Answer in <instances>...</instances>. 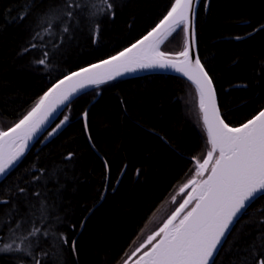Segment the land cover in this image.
<instances>
[{"label": "trees", "instance_id": "obj_1", "mask_svg": "<svg viewBox=\"0 0 264 264\" xmlns=\"http://www.w3.org/2000/svg\"><path fill=\"white\" fill-rule=\"evenodd\" d=\"M59 2L43 0L45 6ZM172 2L111 0L114 17H100L99 39L93 44V24L87 15H81L71 40L58 29L33 40L42 29L35 12L19 19L28 10L26 0H0L1 131L18 123L68 72L116 55L141 39ZM87 3L99 5L100 0ZM262 23L264 0H199L195 8V52L213 80L218 106L230 126H239L264 108V30L249 35ZM32 43L38 47L23 52ZM183 46L182 30L160 45L169 54ZM44 51L49 58L41 66L35 61ZM189 87L194 86L175 75L148 74L80 92L71 108H61L21 161L0 180V199L10 201L7 206L0 204V241H8L9 228L16 221L22 223L20 234L36 222L41 227L51 225L56 233L49 238L50 245H41L50 255L59 232L66 233L68 264H124L153 214L171 195L178 196L194 178L197 161L207 155L195 129L203 128L201 114L196 110V123L183 106ZM85 110L88 133L81 118ZM65 115L69 120L61 131L49 137ZM69 153L72 157L66 159ZM20 187L25 194L19 193ZM190 191L186 190L183 200ZM12 204L18 212L7 218ZM42 204L47 219L40 224ZM261 219L264 201H257L229 236L228 252L221 251L217 264H233L237 248H244L264 228ZM73 239L78 249L75 256L70 246ZM0 264H17L15 254H0Z\"/></svg>", "mask_w": 264, "mask_h": 264}, {"label": "snow or ice", "instance_id": "obj_2", "mask_svg": "<svg viewBox=\"0 0 264 264\" xmlns=\"http://www.w3.org/2000/svg\"><path fill=\"white\" fill-rule=\"evenodd\" d=\"M26 4L28 10L19 19L23 21L35 12L38 26L42 29L33 35V40H42L53 29H58L65 39L71 40L84 14L93 24L91 41L96 44L100 17H114L111 0H100L99 5L91 6L87 0L83 3L80 0H60L47 6L43 0L40 4H36L35 0H26ZM194 15V0H173L163 18L141 39L116 55L68 72L39 98L18 123L6 131H0V177H7L24 156L29 141L41 126L61 106L70 109L73 99L83 89L105 84L125 73L141 69H171L195 85L203 129L207 144L210 145L207 156L202 163L197 161L194 178L180 189L184 192L191 185L187 197L162 226L148 235L124 260V264H129L137 253L140 255L133 264H217L221 251L224 250L225 254L228 252L225 245L229 244V236L236 225L254 203L264 201V108L239 126H230L226 122L217 103L213 80L194 52L196 40L194 32L190 31ZM178 30L184 33L183 49L174 54L162 51L160 45ZM262 30L264 23L254 28L249 35ZM37 47V44L32 43L23 52ZM48 58L49 52L44 51L35 63L46 66ZM82 116L84 131L88 133L87 110ZM68 120L69 117L65 115L48 136L51 137ZM89 140L91 142L90 136ZM71 157L72 153H69L66 159ZM105 167H108L107 163ZM19 193L25 194L26 189L20 187ZM100 198L103 199V195ZM9 203L7 199H0L2 205L7 206ZM41 209L40 224H43L47 219L43 204ZM14 212H18V209L12 204L5 216L10 218ZM24 222L28 223L27 220ZM260 224L264 225V219L260 220ZM80 226L83 228V222ZM21 227V221H16L15 227L9 228L8 241H0V254H15L17 264H49V261L51 264H68L66 248L69 240L65 232H59L54 243V255H50L41 245H50L49 238L56 236L51 231V225L41 227L31 222L23 234L19 233ZM70 246L71 254L77 255V241L73 239ZM237 252L238 257H232L233 264H264V228H260L256 237L244 248H237Z\"/></svg>", "mask_w": 264, "mask_h": 264}, {"label": "rangeland", "instance_id": "obj_3", "mask_svg": "<svg viewBox=\"0 0 264 264\" xmlns=\"http://www.w3.org/2000/svg\"><path fill=\"white\" fill-rule=\"evenodd\" d=\"M187 94H188V96H187ZM187 94H186V96L183 97V106L185 107V110H186L185 113H186V115H188V117L191 120H193L194 122L197 123V120L199 121V115L197 114V111L199 110V98H198L197 91L194 87H189ZM195 129L199 133L200 137L202 138L203 144H204L206 150L208 151L210 148V145L207 144V136H206L204 129L200 126H196ZM0 131H1V129H0ZM206 156L203 158V160L206 158ZM203 160L201 161V163L203 162ZM190 188H188V189H190ZM188 189H186V190H188ZM186 190L184 192H181L179 190L178 196H176L177 194L171 195L164 202V204L161 206V208H159V211L157 213L153 214V216L150 218V221L148 222L147 228L143 232V236L139 240V243L136 245L134 250L137 247H139V245L147 239L148 235H151L153 232L158 230V228L160 226H162L163 222L175 211V209L179 206V204L181 202H183V198H184V196H186L185 194L187 193ZM149 247H150V245H149ZM144 250H146V249H144ZM138 255H140V253H137V256ZM137 256H133L132 260L129 261V264H133V262L135 261Z\"/></svg>", "mask_w": 264, "mask_h": 264}, {"label": "water", "instance_id": "obj_4", "mask_svg": "<svg viewBox=\"0 0 264 264\" xmlns=\"http://www.w3.org/2000/svg\"><path fill=\"white\" fill-rule=\"evenodd\" d=\"M198 2H199V0H194V9L196 8ZM190 31L194 32V17H193V20H192V24H191ZM194 52H195V49H194ZM195 54H196V52H195ZM148 74H167V75H175V76L181 77V78L185 79L186 81H188L189 83H191V81L187 80L186 77H183L182 75L175 73V72H174L173 70H171V69H168V70H162V69H141V70H137V71L134 72V73H125L123 76H121V77H117L115 80H117V79H123V78H128V77H134V76H140V75H148ZM109 82H111V81H109ZM56 83H57V82H56ZM107 83H108V82H107ZM191 84H192V83H191ZM101 85H103V84H101ZM192 85H193V84H192ZM94 86H95V85H94ZM94 86H90V87H88V88H86V89H83V90H81V92L84 91V90H87V89H89V88H91V87H94ZM193 86L195 87V85H193ZM195 88H196V87H195ZM62 107H63V106H61V108H62ZM61 108H60V109H57V111H56L55 113H53L52 116L49 117L48 121H46L45 124L41 126L40 130H39V131L37 132V134L33 137V139H32L31 141H29V148L31 147V145L33 144V142L35 141V139L39 136V134H40V133H41L46 127L49 126V124H50L51 121L55 118V116L59 113V111L61 110ZM81 118H82V121H83V127H84V123H85V121H84V119H83V116H81ZM201 118H202V115H201ZM202 123H203V121H202ZM62 127H63V126H62ZM62 127H61L60 129H58V130H57V131H56L51 137L56 136V135L58 134V132L61 131ZM29 148L26 149L25 154H26V152L29 150ZM25 154H24V155H25ZM22 158H23V157H21V159H22ZM21 159L16 163V165L21 161ZM16 165H15V166H16ZM13 168H14V167H13ZM13 168H12V169H13ZM2 178H3V177H0V180H1ZM190 187H191V185H189V187L185 188L184 191H185L186 189L190 188Z\"/></svg>", "mask_w": 264, "mask_h": 264}]
</instances>
